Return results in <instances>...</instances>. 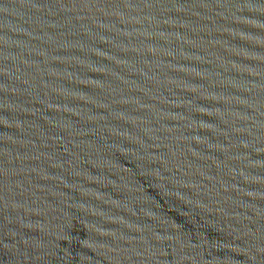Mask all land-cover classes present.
Listing matches in <instances>:
<instances>
[{"label":"water","instance_id":"water-1","mask_svg":"<svg viewBox=\"0 0 264 264\" xmlns=\"http://www.w3.org/2000/svg\"><path fill=\"white\" fill-rule=\"evenodd\" d=\"M0 264H264V0H0Z\"/></svg>","mask_w":264,"mask_h":264}]
</instances>
